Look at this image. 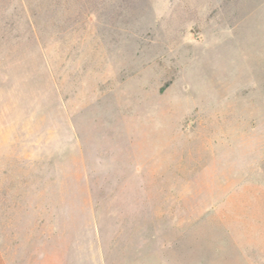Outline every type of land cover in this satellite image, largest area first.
Instances as JSON below:
<instances>
[{
	"label": "rangeland",
	"instance_id": "rangeland-1",
	"mask_svg": "<svg viewBox=\"0 0 264 264\" xmlns=\"http://www.w3.org/2000/svg\"><path fill=\"white\" fill-rule=\"evenodd\" d=\"M0 264H264V0H0Z\"/></svg>",
	"mask_w": 264,
	"mask_h": 264
}]
</instances>
